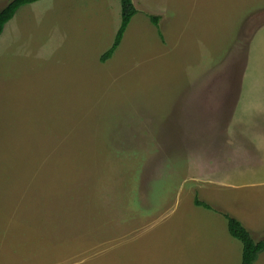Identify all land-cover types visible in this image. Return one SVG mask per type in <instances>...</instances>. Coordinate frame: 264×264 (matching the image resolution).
<instances>
[{"label":"rangeland","instance_id":"374dc122","mask_svg":"<svg viewBox=\"0 0 264 264\" xmlns=\"http://www.w3.org/2000/svg\"><path fill=\"white\" fill-rule=\"evenodd\" d=\"M133 2L105 61L120 0L18 14L0 50V264H241L223 213L264 240V0Z\"/></svg>","mask_w":264,"mask_h":264},{"label":"trees","instance_id":"16d2710c","mask_svg":"<svg viewBox=\"0 0 264 264\" xmlns=\"http://www.w3.org/2000/svg\"><path fill=\"white\" fill-rule=\"evenodd\" d=\"M39 0H9L0 9V35L3 32L5 24L15 15L17 10L29 3H33ZM121 3V23L115 34L112 45L100 56L101 61L108 60L120 45L124 33L129 25L133 16L137 13V8L133 0H120ZM151 21L158 26V15H150ZM194 203L197 206H202L207 209H213V207L198 197H195ZM227 220V226L229 233L236 239H239L242 243V259L241 264H254L258 254L264 249V240L255 241L249 232V230L242 224V222L228 214L223 213Z\"/></svg>","mask_w":264,"mask_h":264},{"label":"crops","instance_id":"0c3cea01","mask_svg":"<svg viewBox=\"0 0 264 264\" xmlns=\"http://www.w3.org/2000/svg\"><path fill=\"white\" fill-rule=\"evenodd\" d=\"M42 1L43 0H39V1H36V2H33V3H29V4H26V5H24V6H22V7H20L18 10H17V12L15 13V15L5 24V26H4V29H3V32L1 33V35H0V50L2 51V48L3 47H7L6 45H7V41H8V36H9V33H10V30L11 29H13V27H15V29L18 31V30H20V27H19V25H18V14H20L21 12L20 11H22V9H25L26 7H29V8H31V7H33V8H35V7H37L38 5H40V4H42ZM0 53H2V52H0ZM8 74H10V72L8 73ZM2 75H4V74H2ZM25 76H27V74H24ZM29 75H31V73L29 74ZM10 87H11V85H9ZM12 88V87H11ZM13 89V88H12ZM18 103H19V101L18 102H15V101H13V102H11V104H10V107L12 108V107H16L17 105H18ZM3 106L0 104V111L2 112L3 110ZM0 112V113H1ZM12 122H14L15 124H16V128H20V127H22V126H20L21 125V119H20V117H18V116H16L15 117V119H14V121H12ZM243 224V223H242ZM244 225V224H243ZM245 226V225H244ZM246 227V226H245ZM247 228V227H246ZM248 229V228H247ZM249 230V229H248ZM249 232L251 233V231L249 230ZM259 241V240H258ZM154 245V244H153ZM150 248H154L155 249V246H152V247H150Z\"/></svg>","mask_w":264,"mask_h":264}]
</instances>
